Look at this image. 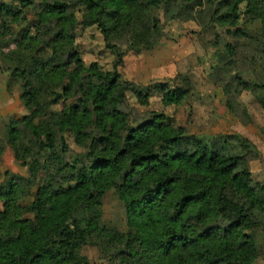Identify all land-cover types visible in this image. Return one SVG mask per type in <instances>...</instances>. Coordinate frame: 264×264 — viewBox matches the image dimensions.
Wrapping results in <instances>:
<instances>
[{"label": "trees", "instance_id": "16d2710c", "mask_svg": "<svg viewBox=\"0 0 264 264\" xmlns=\"http://www.w3.org/2000/svg\"><path fill=\"white\" fill-rule=\"evenodd\" d=\"M241 12L257 16L256 33L239 21ZM27 13L33 24H23ZM160 14L203 26L228 19L220 59L242 58L241 65L256 71L227 75L213 65L226 105L250 91L264 108V0L0 2V54L10 63L6 90L18 84L21 102L34 105L20 119L3 118L27 176L6 173L0 181V264H92L86 245L116 264H252L259 255L264 221L251 209L264 206V184L249 185L251 173L241 168L248 153L257 154L253 144L239 135L189 133L164 111L139 112L129 104L128 91L140 106H148L153 92L168 106L193 91L185 77V86L141 85L118 70L128 51L159 44ZM9 24L19 27L16 36ZM66 25L95 26L114 55L112 69L86 65ZM243 46L255 49L251 58L239 53ZM67 137L79 150H71ZM108 191L121 203L126 230L103 219ZM29 196L33 219L22 214Z\"/></svg>", "mask_w": 264, "mask_h": 264}, {"label": "rangeland", "instance_id": "374dc122", "mask_svg": "<svg viewBox=\"0 0 264 264\" xmlns=\"http://www.w3.org/2000/svg\"><path fill=\"white\" fill-rule=\"evenodd\" d=\"M1 1L19 4V0ZM68 1L70 4L75 2V0ZM70 9L76 11L78 7L70 6ZM160 17L163 21L164 36L159 44L152 50L128 51L118 70L123 78L141 85L154 81H165L170 86H176V84L185 86V81H183L185 77L191 82L193 91L182 103L168 106L161 104L156 92H153L150 97L148 106H140L128 91L129 104L139 112L143 110L164 111L170 115L175 125L184 126L189 133L205 136L208 139L219 135H239L247 138L255 147L257 154L248 153L241 168H248L251 173L250 180H246L249 185L264 184V108L260 106L250 91H243L229 106L226 105L220 85L221 72L213 70V65H215L227 75L235 73L237 68H240L243 74L247 72L249 75L256 71L248 63L241 65L239 61L242 58H237L235 63L220 59L224 46L229 40L228 19L224 21L218 17L212 25L203 26L198 19L166 21L162 14ZM239 21L247 30L254 33L260 28V22L253 13L241 12ZM26 22L33 24L34 15L27 13V20L23 24ZM9 27L12 35L16 36L19 27L16 24H9ZM65 30L74 38L86 65L96 61L102 69H112L114 55L110 49L105 47L102 35L95 26L84 28L78 25L71 29L69 25H66ZM244 42L247 43L246 40ZM11 46L12 44L9 48H12ZM254 52V48L245 46L240 47L239 50L242 57L246 58H251ZM9 64L0 54V83H3L5 88L10 73L6 69ZM11 88V92L6 90L7 98H1L0 95V139L4 144V151L0 155V181L6 173L27 176L26 166L22 163L17 147L11 143L3 118L6 115H13L20 119L28 114L34 105H25L21 102L18 84H12ZM40 99L43 101L44 96ZM19 126L24 128V124H19ZM91 132L97 134L95 128ZM67 140L72 151L79 150L72 138L67 137ZM32 201V196L27 197L22 209V214L31 219L35 214ZM1 204L0 202V207ZM102 211L105 221L116 224L120 230H126L122 206L113 191H108L104 195ZM251 211L256 219L264 221V206L256 207ZM259 240L262 250L252 264H264V235L261 234ZM82 251L92 264H116L114 257H102L96 246L86 245Z\"/></svg>", "mask_w": 264, "mask_h": 264}, {"label": "crops", "instance_id": "0c3cea01", "mask_svg": "<svg viewBox=\"0 0 264 264\" xmlns=\"http://www.w3.org/2000/svg\"><path fill=\"white\" fill-rule=\"evenodd\" d=\"M6 93H7V91H6L5 85L3 83H0V95H1V98H7L5 96Z\"/></svg>", "mask_w": 264, "mask_h": 264}]
</instances>
